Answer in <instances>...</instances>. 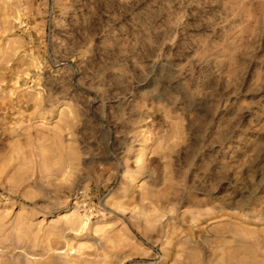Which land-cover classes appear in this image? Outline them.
<instances>
[{
	"label": "rangeland",
	"instance_id": "rangeland-1",
	"mask_svg": "<svg viewBox=\"0 0 264 264\" xmlns=\"http://www.w3.org/2000/svg\"><path fill=\"white\" fill-rule=\"evenodd\" d=\"M0 264H264V0H0Z\"/></svg>",
	"mask_w": 264,
	"mask_h": 264
},
{
	"label": "bare ground",
	"instance_id": "bare-ground-1",
	"mask_svg": "<svg viewBox=\"0 0 264 264\" xmlns=\"http://www.w3.org/2000/svg\"><path fill=\"white\" fill-rule=\"evenodd\" d=\"M145 152H147V149H146V148H143V154H144Z\"/></svg>",
	"mask_w": 264,
	"mask_h": 264
}]
</instances>
